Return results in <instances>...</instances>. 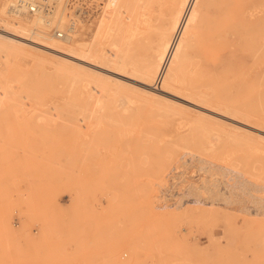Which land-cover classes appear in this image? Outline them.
<instances>
[{"label": "rangeland", "instance_id": "obj_1", "mask_svg": "<svg viewBox=\"0 0 264 264\" xmlns=\"http://www.w3.org/2000/svg\"><path fill=\"white\" fill-rule=\"evenodd\" d=\"M7 3L0 264H264V0H110L70 39L120 70L37 49Z\"/></svg>", "mask_w": 264, "mask_h": 264}, {"label": "bare ground", "instance_id": "obj_2", "mask_svg": "<svg viewBox=\"0 0 264 264\" xmlns=\"http://www.w3.org/2000/svg\"><path fill=\"white\" fill-rule=\"evenodd\" d=\"M17 2L18 0H8V3L6 5H4V9H6L8 6H11L14 8V11L15 12H19L21 13L23 11V9L21 7H18L17 6ZM54 7V6H53ZM54 9V8H53ZM3 10L0 9V13L2 12ZM33 15H37L36 18H34V20H32L30 26H23V25H18V27L23 31H30L31 33H33L34 35V40H32V43L36 44V48L41 50V51H44L46 53H50L56 57H60L61 59H67L70 60L69 58H74V59H78V60H82V61H86L88 63H91L93 65H95L94 63L90 62V60H88L87 58H89L87 55L88 54H93V55H96L97 58L103 62L105 65L107 66H110L111 68H114V69H117V70H120V69H123V68H128L127 66V63L123 62V60L119 59V57H117V55H113V56H107L105 55L106 54V51H105V54L103 51H101L100 49H96L95 51L93 52H90L89 50V46L88 44L86 43H80V42H77L75 41L73 38L70 39V34H67L68 36L66 38H60V39H66L67 41H69L68 43L67 42H62L61 40H54L55 38L54 37H57L56 34H54L53 36H45L44 34L40 33V32H36L34 31L31 27L36 25L37 23H44L43 20L45 19L43 13H35ZM1 20V19H0ZM26 20V19H25ZM24 21V20H23ZM31 21V20H30ZM27 22V21H26ZM8 30V29H7ZM108 32H111V30H113V28L111 26L108 27ZM68 32L70 31L69 29L67 30ZM7 32V31H6ZM54 33V32H53ZM14 36L17 35V34H13ZM2 36V35H1ZM6 37V36H4ZM14 39V38H13ZM13 39H10L11 41H13ZM16 40V39H15ZM30 40V39H29ZM19 41V40H18ZM17 41V42H18ZM24 43V42H23ZM29 45V44H28ZM112 45V48L116 49L118 48L116 42H112L111 43ZM1 48H5L4 46L1 47ZM112 49H110L111 51ZM107 53H109V51H107ZM73 63H76V62H73ZM78 63V62H77ZM79 65V64H78ZM99 66V65H98ZM101 66V65H100ZM99 66V67H100ZM86 67V66H85ZM102 69H105L102 68ZM107 71H110V72H114V71H111L110 69H106ZM96 71V70H95ZM116 78V77H115ZM127 78V77H126ZM114 79V78H113ZM130 79V78H129ZM131 80V79H130ZM95 82V81H94ZM137 82V81H136ZM139 82V81H138ZM94 85V84H93ZM151 87V86H150ZM103 85L102 84H96L92 90L94 91H99V90H103ZM2 90L0 91V102L2 103L1 101V95L3 96V91L6 92L7 90L5 89V87L1 88ZM9 89V87H8ZM4 106V105H2ZM1 107V106H0ZM1 124V123H0ZM2 129V128H1ZM3 136V135H2ZM6 143V142H4ZM7 145V144H6ZM205 184V183H204ZM192 189V188H191ZM212 190V189H211Z\"/></svg>", "mask_w": 264, "mask_h": 264}, {"label": "built area", "instance_id": "obj_3", "mask_svg": "<svg viewBox=\"0 0 264 264\" xmlns=\"http://www.w3.org/2000/svg\"><path fill=\"white\" fill-rule=\"evenodd\" d=\"M57 0H18L17 6L23 9L24 14L33 15L35 13H43L45 15H50L53 11V5ZM110 0H76L70 4L74 10V19L70 20L68 25L69 32L60 31L56 29L54 34L60 38H66L68 35L76 32V24L78 21H92L102 15L104 5ZM52 5V6H51ZM53 34V35H54Z\"/></svg>", "mask_w": 264, "mask_h": 264}]
</instances>
